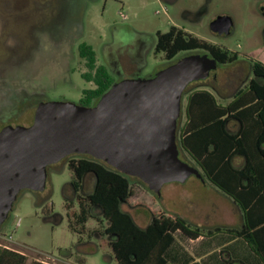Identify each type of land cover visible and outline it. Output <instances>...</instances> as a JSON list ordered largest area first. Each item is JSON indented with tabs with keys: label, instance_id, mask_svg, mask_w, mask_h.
I'll return each mask as SVG.
<instances>
[{
	"label": "rangeland",
	"instance_id": "1",
	"mask_svg": "<svg viewBox=\"0 0 264 264\" xmlns=\"http://www.w3.org/2000/svg\"><path fill=\"white\" fill-rule=\"evenodd\" d=\"M258 2L181 0L174 8L160 0H0L2 86L5 91L12 93L14 86L20 83L24 86L22 94L30 95L26 100L22 99L24 117L16 118L13 123L17 126L28 125L36 103L69 101L78 104L84 92L93 89V84L83 76L88 73L85 66L71 62L69 67L74 72L69 73L56 47H47L57 43L63 31L70 29L79 14L84 13V36L80 41L93 47L100 63L107 68H110V64L113 66L114 82L117 83L136 78L137 70L141 69L140 78H145L168 64L163 53H155L154 46L157 32L169 31L174 23L186 26L194 36L237 53L238 62H244L245 65L251 61L264 63V19L258 12ZM206 4L210 5V12L203 26H191L180 18L182 9L196 10ZM224 13L233 18L234 29L230 36L221 38L210 31L208 23ZM140 39L145 43L141 49L145 58L144 61L134 62L132 59L139 51ZM105 44L110 45L111 52L125 50L127 61L123 59L113 65L112 59L110 62L102 51ZM206 53L202 50L183 52L177 58ZM127 62L139 69L134 72L128 70ZM223 68L218 67L217 73ZM31 71L35 72L32 82L27 80ZM224 79L222 75L221 83L214 85L221 89L218 93L220 97L231 99L235 89L242 87V81L232 79L229 80L230 84L225 85ZM209 85V81L195 83L189 90L212 91ZM185 103L186 95L183 100ZM184 119L183 116L181 124ZM179 156L182 161L193 165L194 161L184 151H180ZM47 171L48 178L43 191H23L19 195L4 227L5 239L1 240V247L27 255V264L33 261L46 264H118L103 235V219L89 220L84 232H81L80 227L78 230L72 229L73 217L65 205L69 202L73 211H79V204L68 186L72 179L69 167L63 163L53 164ZM132 182L133 196L130 205L124 208L132 213L142 227L151 223L152 213L175 215L205 230L230 228L229 225H233L231 223L238 218L228 197L218 193L210 182H203L194 175L185 183L164 185L160 196L139 180L132 179ZM175 239L168 253L170 263L182 264L208 251L211 255L202 259V264H227L232 257L238 261L235 264H262L245 241L224 232L207 239L202 246L191 243L180 232L175 235Z\"/></svg>",
	"mask_w": 264,
	"mask_h": 264
},
{
	"label": "trees",
	"instance_id": "2",
	"mask_svg": "<svg viewBox=\"0 0 264 264\" xmlns=\"http://www.w3.org/2000/svg\"><path fill=\"white\" fill-rule=\"evenodd\" d=\"M195 50L209 53L223 65L233 64L239 57L237 53L176 27L157 33L154 51L156 54L163 53L167 60L175 59L182 52ZM81 54L94 69V49L83 44ZM84 77L97 84V89L84 92L81 104L86 107L94 106L92 99H101L115 84L104 66L96 77L92 74H85ZM185 95L186 103L181 116L185 119L182 124L179 119L177 133L180 151L194 161L193 166L201 171L206 181L230 197L241 209L243 225L233 229L205 230L175 215L152 213L151 223L142 227L124 208L130 205L133 196V177L87 156L72 160L69 166L71 182L77 192L86 173H92L96 181L90 194L77 195L79 211H73L72 204L66 203L73 217L71 227L74 230L80 227L84 232L89 220L103 219V235L118 264H174L169 262L168 253L178 232L192 240L227 233L245 241L264 264V63H252L251 78L226 104L207 89H194L185 92ZM232 122L238 124L237 131L230 129ZM236 158L243 160L240 166L235 164ZM27 262V255L21 252L5 247L0 250V264ZM233 263L236 262L232 258L227 261V264ZM30 264L46 263L33 261ZM182 264L201 263L187 260Z\"/></svg>",
	"mask_w": 264,
	"mask_h": 264
},
{
	"label": "water",
	"instance_id": "3",
	"mask_svg": "<svg viewBox=\"0 0 264 264\" xmlns=\"http://www.w3.org/2000/svg\"><path fill=\"white\" fill-rule=\"evenodd\" d=\"M231 16L210 29L230 35ZM264 36V34H263ZM219 63L209 54H190L151 78L119 81L86 107L69 101L41 103L30 127L0 132V226L23 190L43 191L48 167L73 155H89L138 178L161 195L164 185L185 183L201 171L180 159L177 142L187 87L209 78Z\"/></svg>",
	"mask_w": 264,
	"mask_h": 264
},
{
	"label": "flooded vegetation",
	"instance_id": "4",
	"mask_svg": "<svg viewBox=\"0 0 264 264\" xmlns=\"http://www.w3.org/2000/svg\"><path fill=\"white\" fill-rule=\"evenodd\" d=\"M180 1L181 0H160V2H162L163 4H165L167 6L174 7V8L176 6H178ZM258 1H259L258 2V12L262 16V18L264 19V0H258ZM209 12H210V5L209 4L202 5L199 8H197L196 10H191L189 8H184V9H182L180 11V18L183 21H185L186 23H188L189 25H191V26L200 27V26L204 25L205 18L209 15ZM220 16H230V15L228 13H224V14H220L218 16H215L208 23V28L209 29H210V26H211L212 22L215 21ZM233 24H234V20H233ZM118 27L120 28L121 26H117L116 28H118ZM173 27H176V28H178L180 30H183V31L187 32V33H190L187 30L186 26H184V25H179V24L174 23V24H172L170 26V29L173 28ZM233 29H234V25L232 27L231 34L233 33ZM210 31H211V29H210ZM190 34H192V33H190ZM213 34H215V33H213ZM262 34H264V28L262 30ZM215 35L219 36L221 38H225V37L230 36V35H218V34H215ZM83 36H84V13L79 14V15L76 16V19L74 20V23L71 25L70 29H67V30L63 31V35L57 40L56 44L54 43L51 46H47V47H49L50 49H52L53 45L56 47V50L59 51V55H60L59 58H61V60L64 62V66L66 67V71L69 72V73H70V71L74 72L73 68L70 69V67H71L70 65L72 63H75V62L79 63V65L85 66L88 69V73L87 74H92L94 77L97 76V73L100 71V68L102 66H104L107 69V71L110 74V76L114 80V77H115L114 76L115 75L114 72L115 71L113 69V66H111V64H110V68H107L105 65L100 63L99 57H98V55H97L95 50H94L95 53H96L95 54V61H96L95 62V68L94 69L90 68L89 61L86 58H84L82 56V54H81L82 45L86 44V43L80 41L83 38ZM156 42H157V34H156L155 45H156ZM263 42H264V36H263ZM139 44H140L139 45V51H138V53H136L134 55V57L132 59L134 62L135 61L139 62V60H141V59L143 60L145 58L144 57L145 53H142V50H141V49L144 48V44L145 43L143 44V40L140 39ZM140 50H141V52H140ZM154 50H155V46H154ZM102 51L105 54V57L110 60V62H111V59H112V64L113 65L115 63L123 60V59L127 61L128 57H127V54H126L125 50H120V51H117V52H115V51L111 52L110 45L109 44H105L103 46V48H102ZM113 55H115V56H113ZM177 57L175 59L171 60V61L166 59L168 61V64L165 67L154 70L151 74L147 75V77H145V78L154 77L159 71H161V70L167 68L168 66H170L171 64L175 63L179 59ZM238 61H239V57H238V60L235 63H233V64H224V65L223 64H219L218 67H224L221 70V72L217 73V69H218L217 68L216 70H214V71H212L210 73V76H209L208 79L203 80V81H197V82H194V83L190 84L187 87L185 92H189L190 91L189 87L191 85L195 84V83H202V82L206 83V82L209 81L211 83V85H209V88L215 94H218L221 91V89H219L218 86H216L214 84L217 83V85H219L221 83L220 82V77L222 75H224L225 76V79H224L225 80V85L230 84L229 80H232V79H235V80H238V81L239 80L242 81V87L236 88L235 89V93H236L241 88H243L244 85L247 83V81L251 78V66H252V63L254 62V61H251L249 64L245 65L244 62H238ZM1 64L2 63L0 62V67H1ZM127 65H128V70H130L132 72H134L135 69H139V68H136V66L130 65L128 62H127ZM137 72L138 73L136 74V78H140L141 77V69L139 71L137 70ZM34 73L35 72H33V71L30 72V74H29L30 78L27 79L28 81H31V82L33 81L34 78H32V76L35 75ZM1 76H2V73L0 71V132L7 126L17 127L18 124H14L13 123L14 120L16 118L24 117V114H25V109H21L22 99L26 100L28 98V96H30L28 94H26V95L22 94L23 93L22 89L24 88V86H23V84H20V83L18 85L16 84L14 86V89L11 90L12 93H9V91H5L3 89V86H2V80L3 79L1 78ZM83 76H85V75H83ZM232 76L234 78H232ZM88 81L93 84V89H97V84H96V82L94 80H88ZM114 83H116V82H114ZM243 83H244V85H243ZM7 93H9L10 95L8 96ZM20 94H22V96ZM99 100L94 98V99H92L91 103L93 105H96L99 102ZM43 102H48V101H43ZM43 102H39L38 104L36 103V105H34V112H33V116H32L31 122L28 125H23V126L30 127L31 125H33L34 120H35L36 110H37L38 106L41 103H43ZM78 104L83 105V104H81V101ZM87 156L89 157V155L73 154V155H70V156L64 158L62 161H60L59 163H56V164L63 163L64 165H67L69 167L70 166V162L72 160L77 159L79 157H87ZM50 166H52V165H50ZM132 179L139 180L138 178H135V177H133ZM71 181H72V179H71ZM95 183H96V181H95L94 175L92 173H86L83 176V179H82V182H81V187L78 190V192L74 189L72 182H70L68 184V186H70V188L72 190V193H74L75 196L77 197V195H79V194H84V195L90 194L93 191V189L95 188ZM23 191L35 192V191H32V190H23ZM23 191H21L20 194ZM15 203H14V205H15ZM11 212L9 213V216H8L7 220L0 226V250L2 248L1 247V240L5 239L4 227H5L7 221L10 218Z\"/></svg>",
	"mask_w": 264,
	"mask_h": 264
},
{
	"label": "crops",
	"instance_id": "5",
	"mask_svg": "<svg viewBox=\"0 0 264 264\" xmlns=\"http://www.w3.org/2000/svg\"><path fill=\"white\" fill-rule=\"evenodd\" d=\"M216 96L218 97V99H219V101L221 102V103H223V104H226V103H228V102H230L231 101V99H224V98H222L223 96H219L218 94H216ZM233 97V96H232ZM230 100V101H229ZM230 129L232 130V131H237L238 129H239V126H238V124L237 123H235V122H232L231 124H230ZM243 163V160L241 159V158H236L235 159V164L237 165V166H240L241 164ZM203 182H208V181H203ZM216 188V187H215ZM216 190L218 191V193H220V194H222V195H224V196H226V197H228L227 195H225V194H223L222 192H220L217 188H216ZM228 199H229V201H230V203L232 204V207H233V209H234V211L236 212V214H237V220L234 222V223H231V224H233V225H229V227L230 228H240L242 225H243V213H242V211H241V209L233 202V200L230 198V197H228ZM229 220H227L226 221V223L227 224H229ZM237 226V227H236ZM177 234V233H176ZM210 238H212V237H200L199 239H196V240H192V239H189V240H191V243H194V244H199L198 246H202V245H204L205 244V242H206V240L207 239H210ZM236 239V238H235ZM176 240V239H175ZM240 240V239H239ZM209 255H211V253L210 252H208V251H204L203 252V254L202 255H200L199 257H197L196 256V258L195 259H193V258H191V259H189L190 261H196V262H200L201 263V261H202V259H205L206 257H208ZM230 256V255H229ZM230 258V257H229ZM233 258V260H235L237 263H238V261H237V259H234V257H232ZM202 264V263H201Z\"/></svg>",
	"mask_w": 264,
	"mask_h": 264
},
{
	"label": "built area",
	"instance_id": "6",
	"mask_svg": "<svg viewBox=\"0 0 264 264\" xmlns=\"http://www.w3.org/2000/svg\"><path fill=\"white\" fill-rule=\"evenodd\" d=\"M10 239H11V237H10Z\"/></svg>",
	"mask_w": 264,
	"mask_h": 264
}]
</instances>
